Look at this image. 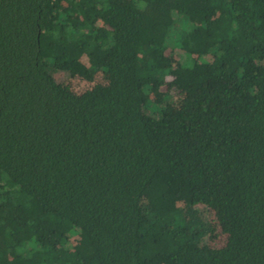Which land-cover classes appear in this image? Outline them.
<instances>
[{"label": "trees", "instance_id": "16d2710c", "mask_svg": "<svg viewBox=\"0 0 264 264\" xmlns=\"http://www.w3.org/2000/svg\"><path fill=\"white\" fill-rule=\"evenodd\" d=\"M0 264H264V0H0Z\"/></svg>", "mask_w": 264, "mask_h": 264}, {"label": "rangeland", "instance_id": "374dc122", "mask_svg": "<svg viewBox=\"0 0 264 264\" xmlns=\"http://www.w3.org/2000/svg\"><path fill=\"white\" fill-rule=\"evenodd\" d=\"M58 80L74 94H81L88 90L93 84L106 83V78L102 74H97L92 81H87L81 77L70 76L65 73L56 74ZM152 108V107H151Z\"/></svg>", "mask_w": 264, "mask_h": 264}]
</instances>
